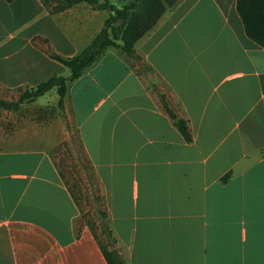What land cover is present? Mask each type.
Here are the masks:
<instances>
[{
  "label": "crops",
  "instance_id": "obj_1",
  "mask_svg": "<svg viewBox=\"0 0 264 264\" xmlns=\"http://www.w3.org/2000/svg\"><path fill=\"white\" fill-rule=\"evenodd\" d=\"M62 5L0 0V100L69 76L53 57L76 56L109 15ZM135 49L136 66L110 48L69 85L84 201L102 207L126 264H264V49L236 0H180ZM58 100L54 88L0 108V264H108L51 150L70 137L49 116Z\"/></svg>",
  "mask_w": 264,
  "mask_h": 264
},
{
  "label": "trees",
  "instance_id": "obj_2",
  "mask_svg": "<svg viewBox=\"0 0 264 264\" xmlns=\"http://www.w3.org/2000/svg\"><path fill=\"white\" fill-rule=\"evenodd\" d=\"M6 1L12 2L13 0ZM47 1L43 0L45 4ZM59 1L63 2L61 8L72 7L79 3H87L96 10L108 11L109 15L105 19L101 31L76 56L72 58L53 57L70 70L69 76L50 77L39 83L35 88L23 92L17 102L0 100V108L11 109L21 102H34L39 97L56 88L59 95L58 107L67 124L64 105L69 85L80 78L88 68L96 64L110 48L120 50L136 66L142 60L135 49L137 42L148 34L158 24L163 14L174 8L180 0H123L121 6L111 4L108 0ZM236 9L244 26L246 36L264 49V0H236ZM137 72L140 73V70H137ZM163 105L169 116L175 120V124L183 137L187 141H191L186 121L179 119L165 101H163ZM67 129L70 132L68 125ZM85 168L87 170L88 165ZM59 172L64 179V173L60 169ZM228 177L229 175L224 180ZM65 182L67 183L66 180ZM67 185L69 186L68 183ZM69 188L71 189L70 186ZM73 197L77 204L80 205L79 199L74 192ZM96 212L100 219L99 225L102 236H105V242L101 241L100 246L107 263L126 264L119 249L115 247L109 223L103 221L102 207H98ZM90 227L95 231V225H91Z\"/></svg>",
  "mask_w": 264,
  "mask_h": 264
},
{
  "label": "rangeland",
  "instance_id": "obj_3",
  "mask_svg": "<svg viewBox=\"0 0 264 264\" xmlns=\"http://www.w3.org/2000/svg\"><path fill=\"white\" fill-rule=\"evenodd\" d=\"M152 79L159 84V81L156 79L155 74L149 72L148 73ZM161 83L159 84V86ZM56 96V92H51L48 96L49 99ZM50 114L49 116L52 118H56L57 115H60L61 111L58 107V104L53 106H49ZM69 111V110H68ZM68 117L70 121L67 120V125L70 129V137L60 143L52 150V153L55 155V159L57 162L58 168L64 173V179L67 181L69 186L74 190L78 199L81 202L80 208V217L78 219L80 224H88L89 226L95 225L97 231L100 230L99 220L97 213L95 212L94 206L91 203L89 205V201H92L88 198V200L84 201L82 197V190L80 186V180L83 177L82 172L86 171L87 161L85 159L84 152L82 151V147L80 144V140L75 132V127L73 126V121L71 119V114L68 113ZM68 119V118H67ZM66 126V125H65ZM83 179L81 180V182ZM101 241H103V236H101Z\"/></svg>",
  "mask_w": 264,
  "mask_h": 264
}]
</instances>
